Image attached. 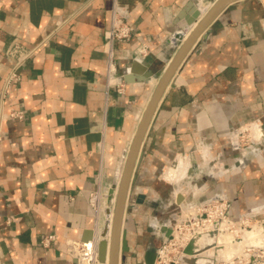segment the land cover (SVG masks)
I'll use <instances>...</instances> for the list:
<instances>
[{"label": "crops", "instance_id": "obj_1", "mask_svg": "<svg viewBox=\"0 0 264 264\" xmlns=\"http://www.w3.org/2000/svg\"><path fill=\"white\" fill-rule=\"evenodd\" d=\"M215 1L117 0L119 15L135 29L129 43L115 46L118 75L130 74L134 60L165 68L183 43H173L186 24L177 22L182 9L192 2L186 14L193 16ZM114 6L0 0V264H78L65 242H86L92 232L94 240L102 231L91 195L103 198L116 183L157 84L108 87L104 36ZM208 30L171 80L146 137L133 195L146 199L126 227L128 264L143 262L140 245L167 237L162 228L174 218L167 217L172 205L222 195L231 220L264 222V0L229 5ZM15 45L35 53L3 102ZM143 47L146 56L139 55ZM12 111L24 118L10 119ZM48 235L56 240L45 248Z\"/></svg>", "mask_w": 264, "mask_h": 264}, {"label": "built area", "instance_id": "obj_2", "mask_svg": "<svg viewBox=\"0 0 264 264\" xmlns=\"http://www.w3.org/2000/svg\"><path fill=\"white\" fill-rule=\"evenodd\" d=\"M135 29L132 25L128 24L117 11V0L115 6L111 11L110 28L105 32V53L107 55V82L108 87H117L119 92L123 91L124 80L123 77L118 75L116 65L115 46L117 44L129 43L134 38ZM34 50H27L19 45H15L10 51V56L15 59V64L4 79L2 101H6L9 91H16L21 82L20 70L24 64L32 58ZM148 51L145 47L139 50V55L146 56ZM10 119L22 120L24 113L22 111H12L7 115ZM240 143V138L234 137V140ZM254 141H260V138H254ZM234 143H236L234 141ZM191 182L185 188L190 189ZM184 189V188H183ZM181 192V191H180ZM179 194V193H178ZM196 195V193H195ZM97 194L91 195V203L96 208L95 200ZM180 206V205H179ZM187 210L186 213L183 210ZM181 210V215H174L173 220L169 223V228L172 230L170 237H165L162 246L157 250L155 264H191V258L197 259L195 264H264V244L253 245L250 244L241 253H236L226 259H219L217 254L219 252L218 243L214 241V245L210 250H201L195 255H189L185 251L191 243L196 234L214 233L215 238L219 235L221 228L226 226V231H231L234 227L246 224L247 229L248 221L241 220L235 222L228 216V200L224 196H218L210 200L193 203L186 206ZM186 214V217H184ZM261 227L264 228V222ZM56 240L54 235L44 236L41 244L45 248L51 247ZM94 239L93 241H95ZM234 242L236 240L234 239ZM69 254L77 261L78 264H95L94 255L89 250L88 242L67 240L65 242ZM212 251V254H208ZM216 255V256H215ZM206 258H213L212 261ZM203 260L206 262L204 263ZM215 260V261H213ZM220 260V261H218ZM203 262V263H202Z\"/></svg>", "mask_w": 264, "mask_h": 264}, {"label": "water", "instance_id": "obj_3", "mask_svg": "<svg viewBox=\"0 0 264 264\" xmlns=\"http://www.w3.org/2000/svg\"><path fill=\"white\" fill-rule=\"evenodd\" d=\"M239 0H216L211 7H204L205 9H197L193 16H187L186 10L193 9L194 4L189 2L188 5L182 9L178 15L177 22L185 20V27L174 34L173 43L183 41L180 48L175 53L169 64L160 70H153L151 67L134 60L130 74L123 77L126 83H148L152 79L157 80L156 87L152 96L144 110V113L139 121L131 145L124 153V167L122 172L117 173V178L120 177L119 183H114L107 196L106 221L99 235V260L101 264L106 263V252L108 243L110 245V260L109 264H127L128 253L130 246L128 241V229L126 225L129 222L128 210L134 209L136 205H142L145 202L146 196L143 194L137 195L133 199L134 187L137 182V172L143 158V148L146 137L150 131L152 122L154 120L157 109L162 101V98L180 65L190 52L192 48H198L202 42L206 41L211 33L208 30L209 26L216 20L222 11L229 5ZM202 16V17H201ZM201 17V18H200ZM196 24V25H195ZM192 30V31H191ZM202 36V39H198ZM136 74H140L136 76ZM188 192L187 188L181 190L177 195V205H181L185 200V194ZM130 201L133 203L130 204ZM113 210V221L111 227L110 242L107 239L108 235V217ZM162 231L167 237H170L172 230L166 225L163 226ZM92 232V231H91ZM94 233H89L86 242L93 241ZM213 237L214 233H211ZM214 243V242H213ZM212 243V244H213ZM196 240L191 241L186 249V253L193 255L203 250L199 248L196 250ZM157 255V248L152 243L148 246L143 256L144 264H155Z\"/></svg>", "mask_w": 264, "mask_h": 264}, {"label": "rangeland", "instance_id": "obj_4", "mask_svg": "<svg viewBox=\"0 0 264 264\" xmlns=\"http://www.w3.org/2000/svg\"><path fill=\"white\" fill-rule=\"evenodd\" d=\"M181 160L183 162L186 161V160H184L182 158H181ZM179 178H180V176H179ZM191 184H192L191 186H193V183H191ZM107 195L108 194H105L103 196V198L100 197V202L97 204V206H98L97 207V215H98V221H99L98 225H101V224H103L106 221V214H105V212H106V209H107ZM190 196L192 197L193 196V193L190 194ZM132 203L133 202L130 201V204H132ZM182 207L179 208V207H175L173 205L170 206V208H172V209L174 208V210H170L169 213H168L169 215H167V217L170 218V216L173 215V214H176V215H179L180 216L181 215V212H182L181 210L185 209V208H182ZM132 211H133V209H129L128 212H127L128 213V216H129V222H130V219H131V217L133 215V212ZM186 211H187L186 209L183 210L184 213H186ZM184 217H186V214H185ZM103 225L101 226V230L104 227ZM245 226H246V224H241V225H238V226L234 227L233 229H231V231H227V232L224 231V232L220 233V236L218 237V244H219L218 247H219V255L221 257L226 258L228 256H231L234 253H241L250 244H253V245H256V244L257 245H262V244H264V242H263L264 241V233H263L264 232V228L261 227L260 224H258L256 222L254 223L253 221H250L248 223L247 229H245ZM126 227H128V224L126 225ZM146 231H147V234H150L151 233V229L149 228V226H147ZM101 232L102 231L98 232L99 235L101 234ZM251 232H253V233L254 232H257V234L255 235L254 238H253ZM99 235H98V237H99ZM98 237L96 238V241L98 243V245H97V255L99 256V249H98V247H99L100 239ZM107 239L109 240V237H107ZM129 239L131 240V238L128 236V241H130ZM160 239L161 238H159L157 236L156 237L154 236L153 237V241L151 242L154 245V247L157 248V250L163 244L162 239L161 240ZM222 239L225 240V241H222ZM234 239L236 240V242H234ZM209 243H210L209 240H206V242L204 244H202L201 246L203 247V245H207ZM213 246L214 245H207L203 250H205V251L206 250H210ZM144 247H145L144 245H142V246L140 245V248L139 249L140 250L144 249V254H145V251H146L147 247H145V248ZM197 248H201V247H197ZM212 253L213 252H211V254ZM129 256L130 255H128V260H129ZM135 259H136V256H135ZM211 259H213V258H209V259L206 258V260H208V261L209 260L212 261ZM195 261H197V259L195 260V258H191V262H192L191 264H195ZM213 261H215V260H213ZM218 261H220V260H218ZM128 262H127V264H128ZM214 263L215 264H218V262H216V261ZM99 264H101V263H99ZM138 264H144V260L141 263H140V261H138Z\"/></svg>", "mask_w": 264, "mask_h": 264}, {"label": "bare ground", "instance_id": "obj_5", "mask_svg": "<svg viewBox=\"0 0 264 264\" xmlns=\"http://www.w3.org/2000/svg\"><path fill=\"white\" fill-rule=\"evenodd\" d=\"M205 154H206V152H205ZM181 158V157H180ZM123 168V167H122ZM182 169V168H181ZM180 169V167H179V171L181 170ZM188 169H189V167H188ZM122 170L123 169H121V172H122ZM185 174V173H184ZM188 175H189V170H188V172H187V175L184 177V179L185 178H187L188 177ZM119 180H120V177H118L117 179H116V183L118 184L119 183ZM177 181V180H176ZM183 181V180H182ZM185 181V180H184ZM108 196V195H107ZM100 202V197L99 196H97V199L95 200V205H96V210H97V204ZM108 209V208H107ZM101 216V215H100ZM108 217V219H107V221H108V227H109V230H108V237H109V242H110V236H111V227H112V221H113V210H112V212L110 213V215L109 216H107ZM104 219V218H103ZM170 224V223H169ZM169 224L167 225L168 227H169ZM227 229H226V226H223L222 228H221V231H220V233H222V232H227L226 231ZM220 233H219V235L217 236V238H215V237H213L211 234H206V233H199V234H196L195 235V237L193 238V240H196V248L197 247H201V248H205L207 245H211L214 241H216L217 243H218V237L220 236ZM264 233V232H263ZM251 234H252V236H253V238L255 237V235L257 234V232H251ZM192 240V241H193ZM206 240H209V244H207V245H203V247L201 246L202 244H204L205 242H206ZM96 241V240H95ZM95 241H91V242H88V244H87V246H88V248H89V250H91L92 252H93V255H94V262H96L95 264H99L100 263V260H99V256L97 255V245H98V243H97V241L95 242ZM222 241H225V240H223L222 239ZM264 242V241H263ZM218 246H219V244H218ZM199 248H197L196 250H198ZM218 249H219V247H218ZM224 249V248H223ZM211 252L212 251H209V253L208 254H211ZM234 254H236V253H234ZM234 254H232V255H234ZM231 255V256H232ZM106 264H109V260H110V245H109V243H108V247H107V252H106ZM216 256V255H215ZM217 257L219 258V259H226V258H228V257H230V256H228V257H226V258H223V257H221L220 255H219V252H218V254H217ZM203 262L205 263L206 261L205 260H203ZM202 262V263H203Z\"/></svg>", "mask_w": 264, "mask_h": 264}]
</instances>
